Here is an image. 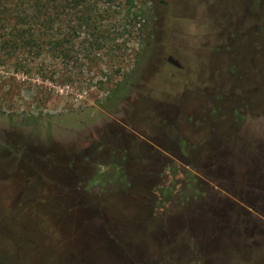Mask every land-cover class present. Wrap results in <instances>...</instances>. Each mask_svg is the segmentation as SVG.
<instances>
[{"label": "rangeland", "instance_id": "obj_1", "mask_svg": "<svg viewBox=\"0 0 264 264\" xmlns=\"http://www.w3.org/2000/svg\"><path fill=\"white\" fill-rule=\"evenodd\" d=\"M75 1L0 52V264H264V0Z\"/></svg>", "mask_w": 264, "mask_h": 264}, {"label": "trees", "instance_id": "obj_2", "mask_svg": "<svg viewBox=\"0 0 264 264\" xmlns=\"http://www.w3.org/2000/svg\"><path fill=\"white\" fill-rule=\"evenodd\" d=\"M133 1L127 0L129 8L133 7ZM73 3L74 0H0V29L11 27L8 34L0 33V52L6 49L14 53L24 51L34 59L42 57L45 48V53L52 55V58L66 56L63 51L70 48L65 43L71 37L72 27L61 22L64 21L61 20V15L65 17L64 12L69 11L70 14ZM75 3L82 6L77 16L78 25L90 26L95 1L76 0ZM252 11L256 13L255 3ZM99 36L105 35L100 33L97 37Z\"/></svg>", "mask_w": 264, "mask_h": 264}, {"label": "flooded vegetation", "instance_id": "obj_3", "mask_svg": "<svg viewBox=\"0 0 264 264\" xmlns=\"http://www.w3.org/2000/svg\"><path fill=\"white\" fill-rule=\"evenodd\" d=\"M26 240H27V244H28V241H30V237H28ZM0 263H1V260H0Z\"/></svg>", "mask_w": 264, "mask_h": 264}]
</instances>
